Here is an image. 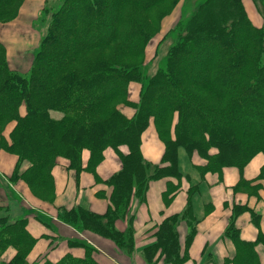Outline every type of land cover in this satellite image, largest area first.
<instances>
[{"label":"trees","instance_id":"obj_1","mask_svg":"<svg viewBox=\"0 0 264 264\" xmlns=\"http://www.w3.org/2000/svg\"><path fill=\"white\" fill-rule=\"evenodd\" d=\"M23 1L0 0V22L14 19ZM127 1L147 10L158 0ZM232 1L237 20L222 27L199 25L169 51L166 67L142 88L137 103L129 100L128 85L138 80L140 64L84 56L89 49L115 40L131 56L141 55L150 33L143 24L127 14L119 17L123 30L115 27L116 21L105 20L106 13L117 12V0H65L52 13L26 75L10 70L5 46L0 42V126L15 122L6 149L18 156L16 171L8 180L14 183L23 179L30 188L44 192L38 198L50 197L53 203L52 168L59 157L67 159L69 167L79 173L84 170L81 155L87 150L90 158L86 169L94 171L104 150L114 149L122 169L106 181L113 188L107 213L99 216L65 210L63 214L65 221L130 250L131 229L124 234L117 232L112 228L113 219L119 212L125 214L134 192L144 200L150 180L174 178L177 183L168 184L167 196L179 189V147L189 156L196 152L206 161L197 167L202 175L220 174L226 167L242 170L256 155L264 156V26L252 23L241 0ZM253 1L259 10L262 7L264 20V0ZM125 55L122 51V57ZM200 77L205 81L198 80ZM199 91L207 92V97ZM119 104L134 109V115L126 117ZM21 107L25 109L23 115ZM50 111L60 112L62 119L53 120ZM151 121L165 145L162 164L155 166L143 161L140 151L141 135ZM121 146L128 148V154L120 152ZM24 162L28 167L21 172ZM257 178L264 180V164ZM237 188L257 190L259 186L252 188L251 182L241 181ZM196 190L195 186L190 188V196ZM2 211L5 208L0 207ZM245 212L257 224L251 209L233 206L225 237L234 244L235 255L225 264H260L256 247L264 248V234L254 242H245L235 227V219ZM183 217L190 224L189 242L195 232L189 202ZM178 218L174 215L161 223L154 247L144 252L148 261L154 249L160 250L165 262L186 261V253H180ZM26 225L24 216L15 220L0 216V264H28L36 239ZM8 248L16 249V253L4 261L2 254ZM84 249V258L67 254L56 263L45 260L42 264H98L94 249L86 245Z\"/></svg>","mask_w":264,"mask_h":264},{"label":"crops","instance_id":"obj_2","mask_svg":"<svg viewBox=\"0 0 264 264\" xmlns=\"http://www.w3.org/2000/svg\"><path fill=\"white\" fill-rule=\"evenodd\" d=\"M243 2L252 23L256 27H263L264 20L256 13L257 11L255 12L254 4L249 0H243ZM43 4L44 0H26L18 17L12 22H17L20 28L17 34L21 31L20 36L27 34V37L33 40L28 47L23 49L22 46L19 47L23 57H29L28 62L18 59V63H13V51L19 52L16 51L19 48H10L2 43L6 49L7 64L14 73L20 75L29 73L40 37L45 34V27H43V33L33 28L35 21L40 19L38 12L41 8L43 9ZM7 24H0V37ZM18 38L20 37H16ZM30 51L31 55L25 54ZM136 89V85L130 87L129 100L132 103L138 102L139 90ZM119 109L128 118H131L135 112L130 107L122 106ZM24 113V109H20V114ZM13 126L14 124H10L6 128L5 137L8 138ZM119 150L123 155L128 154L126 146H121ZM140 151L146 163L153 166L162 164L165 145L159 138L152 121L141 135ZM89 158L90 153L84 150L81 155L84 170L79 173L69 167L67 159L62 157L57 159L52 168L56 198L51 205L42 206L43 209L35 206L28 191H23L22 184L9 183L8 178L13 172L16 159L12 156L0 157V176L9 184L7 192L0 188V207L5 208L6 211L0 212V216H7L10 220L23 216L27 219V231L36 239L27 257L28 264H42L45 260L56 263L67 254L75 258H84L85 245L94 249L93 256L98 264H171L161 258L159 249H154L153 258L149 261L144 252L154 247L155 233L161 223L174 215L179 217L176 230L179 236L180 253L182 256L184 253L187 255L186 261L182 264H225V260H231L235 255L234 244L225 237L232 208L235 205L248 207L257 217V224H254L249 212L242 213L235 219V227L238 229L240 238L245 242H254L260 233L264 234V180L257 178L264 164L262 154L253 157L242 170L226 167L220 174L202 175L197 167L205 165L206 161L196 152L189 156L183 147H179L177 150L178 170L181 174L179 189L167 196L168 184L177 183L174 178L150 180L144 200L136 197L134 192L125 214L122 215V212H119L113 219L112 228L117 232L124 234L131 229L133 246L130 250L119 247L109 238L65 221L63 214L65 210L76 212L83 210L86 213L104 216L111 207L110 197L113 188L106 181L121 171V159L114 149L107 148L103 152L102 161L94 171H91L86 169ZM22 167L24 170L26 165L23 164ZM241 181L251 182L252 188L254 186L259 188L257 190L237 188L236 190ZM194 186L197 190L190 196L188 191ZM188 202L195 218L193 223L195 232L189 242L190 224L183 217L188 208ZM11 249L8 248L3 255L4 261L11 260L15 255L14 250ZM256 252L260 264H264L263 246L258 245Z\"/></svg>","mask_w":264,"mask_h":264},{"label":"rangeland","instance_id":"obj_3","mask_svg":"<svg viewBox=\"0 0 264 264\" xmlns=\"http://www.w3.org/2000/svg\"><path fill=\"white\" fill-rule=\"evenodd\" d=\"M25 1L26 0L21 2L20 7L18 8L17 15L14 19L9 20L6 23L0 22V24L2 25L10 23L6 25V28L4 30L5 32L3 31V34L0 37V42L2 41L1 43L6 44V46L10 48L12 47L16 49L22 46L21 48L23 49V47L26 48L29 44L33 42L32 38H28L26 33L25 36H20L22 33L21 31L20 34H17L20 28L17 26V22L12 23L18 17L20 9L24 5ZM64 1L65 0H44V7L42 6L43 9L41 8L42 10L40 9V11L38 12L40 14V19L38 21H35L33 28L35 30H38L40 33H43V27H45L46 34V29L48 27V24L50 23L52 13H54L63 4ZM117 1L120 4L119 8H117L116 10L117 12L106 13L105 20L106 22L108 19L114 20V22L116 21L115 27H119V29L123 30V26L121 27L119 25V17L122 18L123 15L125 16V14H127L131 16L134 21H139L141 24H143L144 28L150 33L148 35L147 42L142 48L141 55H138L136 57L131 56L125 49H121L119 42L115 40L109 42L106 41L107 43L103 45H98L95 48L89 49L85 52L84 56L86 59H116L115 61H118V63H122L124 65L140 64L137 70L138 80L132 81L128 85V98L130 93V87L136 85V90H139L137 101H139L142 88L147 87L149 81L153 80L152 78L156 76L159 70L166 67L169 58V51L173 47L183 43L185 39L191 35L192 32L199 28V25L214 23L216 26L222 27L228 26L229 24H232L237 20V9L236 6H234L232 0H158L156 3H154L151 8L147 10L136 8L135 5L129 3L127 0ZM241 1L245 8L243 0ZM249 1L254 4L256 8V10L254 9L255 12L257 11L256 13H258V15L262 17V7L260 8L262 12H260L255 2L253 0ZM110 27L112 28V26ZM124 30H126V28ZM16 37L20 38L16 39ZM42 38L43 35L40 37V41ZM37 48H39V45ZM17 50L19 52L14 53L13 51V63H18L19 60H22V62L25 63L28 62L29 57H23V52L20 51V48L16 49V51ZM122 51L124 52V54H126L124 57H122ZM25 54L31 55L32 52L30 51ZM15 55L17 59L15 58ZM198 61H203V57H199ZM198 80L205 81V78L200 77L198 78ZM198 93H200L201 95H204L205 93L206 95H204V97H207L208 95V93L204 91H199ZM210 101L213 102L214 100ZM116 102L117 101H114V103ZM122 106L124 105H118L119 108H122ZM21 109H24V107H21ZM49 114L53 120H61L63 117L60 112L56 111H50ZM10 124H14L15 126V122L13 121L8 122L3 127L0 126V157L2 158L12 156L16 159L15 165L12 169L13 172L10 175L11 177L14 171H16L18 156L12 151L6 149V142H9L10 133L13 129L11 130V132H9L8 138L5 137L4 134L6 132V128L10 126ZM23 164L28 167L25 162ZM22 170L23 167H21L20 171L22 172ZM9 183L13 185H16L18 183L20 185L22 184L21 186L23 187V191H28L27 193L30 196V199L38 208H43L42 206H48L52 204V202H50V197H47V199L45 200H41L40 198H38V196L43 195L44 192L38 191L34 188L33 190L23 179L17 180L14 183H11L9 181ZM0 188H2L3 191L6 192L9 189V184L7 183V181H5V178H2L1 176ZM55 198L56 195H54L53 200ZM11 250H14V252L16 253V249L12 248ZM4 254H2V257Z\"/></svg>","mask_w":264,"mask_h":264}]
</instances>
